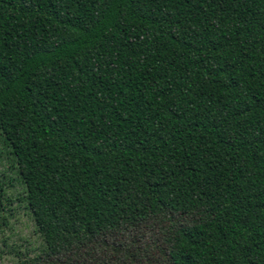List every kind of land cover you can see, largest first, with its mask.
Here are the masks:
<instances>
[{"label": "trees", "instance_id": "16d2710c", "mask_svg": "<svg viewBox=\"0 0 264 264\" xmlns=\"http://www.w3.org/2000/svg\"><path fill=\"white\" fill-rule=\"evenodd\" d=\"M16 201L13 264H264V0H0Z\"/></svg>", "mask_w": 264, "mask_h": 264}, {"label": "rangeland", "instance_id": "374dc122", "mask_svg": "<svg viewBox=\"0 0 264 264\" xmlns=\"http://www.w3.org/2000/svg\"><path fill=\"white\" fill-rule=\"evenodd\" d=\"M1 163L9 166L6 157ZM9 208L0 212V264H13L21 257L35 256L44 247L24 203L16 201Z\"/></svg>", "mask_w": 264, "mask_h": 264}]
</instances>
